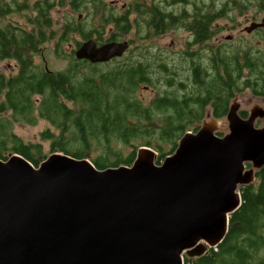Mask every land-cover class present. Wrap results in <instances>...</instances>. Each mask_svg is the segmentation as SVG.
<instances>
[{"label": "trees", "instance_id": "1", "mask_svg": "<svg viewBox=\"0 0 264 264\" xmlns=\"http://www.w3.org/2000/svg\"><path fill=\"white\" fill-rule=\"evenodd\" d=\"M66 3L0 0V19L25 13L29 24L0 25V63L13 60L17 67L9 75L0 72L2 159L19 154L38 166L51 153L61 152L106 169L132 165L137 150L147 146L161 163L208 114L225 117L239 92L250 90L264 98V51L241 40H214L223 29L216 25L219 19L237 9L243 15L253 6L262 12L264 0H252L251 5L238 0L221 5L216 0H132L121 11L102 0H70L57 30L52 13ZM91 9L98 24L86 30L82 13ZM177 29L191 35L184 50L155 45L152 52L139 45L151 35L157 38ZM132 32L126 52L106 62L79 60L74 49L66 51L75 34L102 43L123 40ZM52 40L56 54L69 60L64 69L51 70L34 61ZM143 85L159 91L145 101L138 95ZM239 114L247 117L249 112ZM39 119L52 125L39 133L40 142L26 141L13 130L15 122L36 124ZM44 141L49 142V154ZM239 189L242 202L229 217L223 241L202 256L185 255L184 264H264V166L253 183Z\"/></svg>", "mask_w": 264, "mask_h": 264}, {"label": "water", "instance_id": "2", "mask_svg": "<svg viewBox=\"0 0 264 264\" xmlns=\"http://www.w3.org/2000/svg\"><path fill=\"white\" fill-rule=\"evenodd\" d=\"M259 27L264 17L245 31ZM128 47L88 38L74 56L102 63ZM240 106L229 105L227 133L208 114L161 163L147 146L132 165L106 169L61 152L38 166L0 158V264H184L216 247L241 205L239 187L264 166V126L255 125L264 108L242 117Z\"/></svg>", "mask_w": 264, "mask_h": 264}, {"label": "rangeland", "instance_id": "3", "mask_svg": "<svg viewBox=\"0 0 264 264\" xmlns=\"http://www.w3.org/2000/svg\"><path fill=\"white\" fill-rule=\"evenodd\" d=\"M34 2L36 0H30ZM43 1V0H39ZM66 1L67 3L65 6L57 7L53 13V21L55 23V28L59 30L61 28L63 18L65 17V13L68 10V1L70 0H62ZM107 4H112L117 11H121L124 7L127 6L132 0H102ZM209 1V0H207ZM226 0H216L217 5H221V3L225 2ZM245 4L251 5L252 0H238ZM90 1H87V5H90ZM149 3V0H146ZM124 5V6H123ZM189 10H191V6H187ZM178 8V7H177ZM246 8H242L240 10H244ZM85 15L86 23V30L90 29L91 27H97L98 24V17L94 15L93 10H85L82 13V16ZM77 17L78 14L75 13ZM25 13L19 15H9L5 19H0V25L6 24L8 22H15L16 24H21L23 26H27L28 20ZM132 17H135L133 15ZM264 17V11L258 12L256 7L253 6L249 8L243 15L239 14V10H233L230 12L229 18H221L216 22V25L222 26L223 29L221 32L217 34V37L214 40L218 43L225 41L226 39H231L233 41H244L249 46H258L260 49L264 51V28L253 31V32H246L245 27L250 25L253 21H260ZM18 22V23H17ZM109 30H107L104 36H108ZM132 33L126 35L123 40H130L132 38ZM187 39H191V35L189 32L184 30H172L165 35L154 37L150 36L149 38L142 41L140 44L147 47L150 51L155 52V45L159 46L160 48H170L174 50H184L186 48L185 42ZM82 36L80 34L74 35V40L66 45V51L71 52L76 47V42H81ZM43 54L35 55L34 61L37 64H41L44 66H48L51 70H61L68 66L69 60L58 56L55 52V40L49 41L45 44ZM205 54V52H204ZM17 71L16 63L13 60H4L0 63V72L9 75L11 73H15ZM159 90L151 87L143 85L138 90V95L145 101H149L152 99ZM236 98L241 102L240 111L246 110L250 112L251 108L258 104L264 108V98L258 97L253 95L250 90H244L236 94ZM239 111V112H240ZM202 122V121H201ZM228 120L226 117L221 119V126L219 131L223 134L228 132ZM201 125V123H200ZM255 125L257 127L264 126V118H258L255 121ZM13 130L15 133L20 135L26 141L29 142H40L39 133L47 127H52V125L45 119H39L36 124H27L24 122H15ZM56 131V130H55ZM193 132V131H188ZM44 147V152L49 154V142H42ZM155 151V150H154ZM156 152V151H155ZM157 153V152H156ZM158 154V153H157ZM157 155L155 157L156 162ZM246 168L249 169L251 167V163H246ZM240 192V189H239Z\"/></svg>", "mask_w": 264, "mask_h": 264}, {"label": "flooded vegetation", "instance_id": "4", "mask_svg": "<svg viewBox=\"0 0 264 264\" xmlns=\"http://www.w3.org/2000/svg\"><path fill=\"white\" fill-rule=\"evenodd\" d=\"M124 6V5H123ZM253 22H259V21H253ZM262 28H264V27H259V28H256V29H254L253 31H258V30H260V29H262ZM252 31V32H253Z\"/></svg>", "mask_w": 264, "mask_h": 264}]
</instances>
